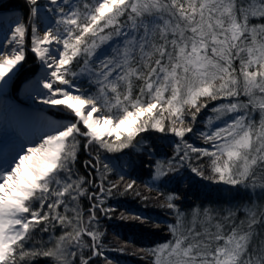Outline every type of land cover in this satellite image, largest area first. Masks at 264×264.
Here are the masks:
<instances>
[{"label": "snow or ice", "instance_id": "snow-or-ice-1", "mask_svg": "<svg viewBox=\"0 0 264 264\" xmlns=\"http://www.w3.org/2000/svg\"><path fill=\"white\" fill-rule=\"evenodd\" d=\"M26 3L27 22L10 25V47L0 48V93L19 73L30 42L43 71L24 91L58 108L62 118L42 109L30 118L38 125L32 136L0 140V264L40 258L98 264L99 257L112 264L102 250L98 214L111 218L117 209L105 202L114 194L140 193L123 174L108 179L114 168L92 155L99 149L142 151L155 180L175 178L190 153L208 157L212 175L191 171L243 187L261 201L243 219L233 210L214 216L207 209L189 217L180 196L169 193L162 206L175 216L166 226L171 238L147 250L152 264H264V0ZM42 7L47 23L38 28L32 18ZM104 45L110 53L100 51ZM215 101L207 130L194 132L202 110ZM149 131L176 138L171 159H154L158 149L137 140ZM188 134L209 147L189 143ZM82 150L90 157L82 164L86 175L77 167ZM119 219L150 220L132 210Z\"/></svg>", "mask_w": 264, "mask_h": 264}, {"label": "trees", "instance_id": "trees-1", "mask_svg": "<svg viewBox=\"0 0 264 264\" xmlns=\"http://www.w3.org/2000/svg\"><path fill=\"white\" fill-rule=\"evenodd\" d=\"M40 3L47 5L48 0H40ZM14 9L23 11L28 20L29 5L26 0L0 1V12ZM30 48V42H26V60L13 80V95L16 99L21 87L32 79L39 69L38 57L30 51ZM100 51L110 53L111 49L108 45H104ZM218 103L219 101L212 102L208 109L202 110L194 126V132L207 130L205 121L208 116L214 115L210 110L214 104ZM53 113L61 116L59 111ZM141 137L158 149V154L154 159L165 157V154H167L165 158L171 159L174 155L171 141L176 139L175 137L169 136L167 139H162V134L155 131L142 133L141 136L137 137V140H140ZM185 139L194 146L209 147L203 139L196 135L188 134ZM97 154H99L102 161H106L114 168V171L108 176L110 181H118L119 175L123 174L125 182L136 181V191L140 193L139 196L135 192L123 195L114 194L105 202L106 207L113 206L117 209L110 214L111 218H106L102 213L98 214L100 220L99 229L103 233L100 238V242L103 245L102 250L112 264H152V257L147 250L171 238L166 226L174 221L175 216L172 210L162 206L165 204V197L169 193H176L180 196V200L177 203L180 210L188 214L189 217L197 210L203 211L207 209L214 216L227 214L229 210H233L236 211L239 219H243L245 209L251 203L261 202L256 193H250L243 187H232L217 183L215 180L204 179L193 173L191 168L198 167L204 172L205 176L212 175L209 167V158L202 157L197 160V154L195 153H190V159L183 162V167H180L175 178L162 177L160 180L153 178L154 167H149L142 162L148 159L142 151L126 149L120 153H108L103 149H99L98 153L96 151L92 153L93 156ZM89 158L88 153L83 150L78 155L77 167L82 175L87 174L82 166L83 161ZM173 162L175 163V161ZM120 183L122 191L124 182ZM161 192L164 195H160ZM145 196L148 197L147 200L143 199ZM81 205L84 207L85 218H87L88 204L83 198L81 199ZM124 210L140 213L149 217L150 220L143 225L120 220V212ZM60 231V228L57 227L55 234L59 235ZM48 235V233L42 234L44 239H47ZM96 259L98 264H106L103 257ZM35 264H51V261L50 258H40Z\"/></svg>", "mask_w": 264, "mask_h": 264}, {"label": "rangeland", "instance_id": "rangeland-1", "mask_svg": "<svg viewBox=\"0 0 264 264\" xmlns=\"http://www.w3.org/2000/svg\"><path fill=\"white\" fill-rule=\"evenodd\" d=\"M42 5H45V4H42ZM4 17L7 20L9 19L8 21L11 22V25H13L15 21H19L21 23L27 22L26 15L21 10L14 9V10L1 11L0 12V20H1L0 26L3 24L2 19H4ZM32 19L38 28L46 24L47 20L45 19V16H44V8L43 7L41 8L39 18H32ZM8 31H10V29H8ZM40 35H43V31L40 32ZM38 62H39L38 72L28 82L34 81L40 77L43 69H42L41 62L39 59H38ZM28 82H26L25 84H27ZM25 84L21 87L17 99L13 95V81L10 82L6 90L0 95V140H3L5 143L19 142L26 137L32 136L33 132L35 131L33 130L31 133H29L28 131L26 133V127H24L23 125L18 126L19 124L18 120L21 117H23V114H24V113H21V110L23 108L25 109L26 107H29V106H32V108H37L35 109L37 114H39L42 109H47V111L44 114L47 115L49 118L53 120H60L62 118L61 116L53 113V112L59 111L58 108L43 105L39 102V100H34L33 98H31L29 94L24 91ZM74 94L76 93L74 92ZM38 103H40L41 105L39 107H36L35 104H38ZM95 115L96 114H94V116Z\"/></svg>", "mask_w": 264, "mask_h": 264}, {"label": "bare ground", "instance_id": "bare-ground-1", "mask_svg": "<svg viewBox=\"0 0 264 264\" xmlns=\"http://www.w3.org/2000/svg\"><path fill=\"white\" fill-rule=\"evenodd\" d=\"M8 20L4 17V19H2L3 24L0 26V46L4 50H7V48L10 47V45H8L6 43V40L11 38V33H10V31H8V29H10L11 22H9ZM1 94L2 93H0V95ZM35 105H36V107H39L41 104L38 103ZM35 109H37V108H32V106H29V107H26L25 109L23 108L21 110V113H24V114H23V117H21L18 120V123H19L18 126L23 125L24 127H26V133L28 131H29V133H31L38 126L34 120L30 119L31 117H35L37 115V112Z\"/></svg>", "mask_w": 264, "mask_h": 264}]
</instances>
